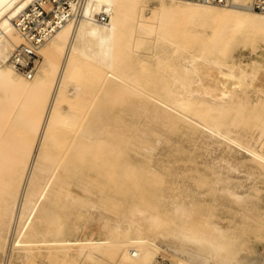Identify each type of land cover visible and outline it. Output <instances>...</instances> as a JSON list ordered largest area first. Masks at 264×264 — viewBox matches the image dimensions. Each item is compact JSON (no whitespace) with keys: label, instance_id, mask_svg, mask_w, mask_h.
Returning a JSON list of instances; mask_svg holds the SVG:
<instances>
[{"label":"bare ground","instance_id":"6f19581e","mask_svg":"<svg viewBox=\"0 0 264 264\" xmlns=\"http://www.w3.org/2000/svg\"><path fill=\"white\" fill-rule=\"evenodd\" d=\"M250 2L0 0V264H264L241 247L264 179V71L231 53L264 44ZM36 7L62 21L27 78ZM93 210L116 219L81 238Z\"/></svg>","mask_w":264,"mask_h":264},{"label":"rangeland","instance_id":"374dc122","mask_svg":"<svg viewBox=\"0 0 264 264\" xmlns=\"http://www.w3.org/2000/svg\"><path fill=\"white\" fill-rule=\"evenodd\" d=\"M149 9H150V7H146L144 9L145 10V13L148 14L149 13ZM212 25L213 24H204V25L194 24L192 26V28L195 31H201V32L202 31L203 32L206 31V32H210ZM239 43H237V44L235 43L234 46L232 47L233 49H231V53L233 55V60H235L236 63H240L241 65H245V66L247 65V63L249 64L251 61H254L255 60V61H257L260 64V66L262 67V72H263L264 71L263 70L264 69V44H263V42L262 41H260V42L259 41H256V42H253V44H251V46L249 44H243L242 45V44H239ZM251 47H254V49L251 48ZM262 74L263 73H261V78H260V80L262 79V81L259 80L260 83H258V87H252V89L249 90V94L252 95V98H256V94H255V93H257L256 89L257 90H259L260 88H263L264 89V75H262ZM253 89L255 90V93H253ZM254 94H255V97H253ZM259 95H262V94H259ZM177 138L178 139H182L180 141H183L186 138V136L185 135H178ZM189 148H193V147L188 146L187 149H189ZM195 151H197V150H195ZM188 175H189L188 177H190V178L193 179V177H195L197 174H195V172H191V173H188ZM248 184L250 185V183H248ZM254 184H255V186H259L258 188L260 190L259 191V195H258L260 197V198L258 197L259 198V201H260V203H258V209L259 210H260V208H262V209H261V211L258 210L259 211L258 212V215L259 216L262 215L261 216V219H258L259 221L258 220L257 221H254L253 218H252V219H250L251 222H250V220L245 219L246 221L248 220V223H247V222H244L245 220H243L242 217H240V216H236V217H239L240 219H242L243 222H244V225L245 224H248L244 228H243L244 225L243 224H242L243 226L241 225V227L243 228V229L241 228L242 229V232L243 231L245 232V233L243 232L244 233V236H242L243 238H241V240L243 242V245L241 247L243 249L245 248L244 251L246 250V253L247 254L250 251L251 252L253 251L254 253L257 252V253L262 254V253H264V251H263L264 250V233H262V231H260L259 229L260 228L263 229L262 225L264 224V218H262L264 216V214H263L264 213V187H263L264 186V179H263V181H261V179H259V181L254 182ZM205 188H203V189L205 190ZM203 189H201V190H203ZM255 209H257V208H255ZM255 209L253 210V213H255L257 211ZM261 212H262V214H261ZM98 213H100L101 215L103 214L104 216L103 215L101 216ZM255 214H253V215H255ZM86 215H87L86 216V220H84V222L86 221V223H85V230H84L83 236L81 235V238H90V237H93V238H96V239L104 238L105 235L99 234L100 233V229H99L100 223L101 222H105V221L106 222L107 221L110 222L111 221L110 219H113V220H114V218L116 219V217L114 215L113 216L112 215H109L110 216L109 217L107 213L102 212V211H99V210H95V211L93 210L91 212L88 211V213H86ZM236 217H235V219H236ZM103 218H106V219H103ZM107 219H109V220H107ZM240 219H238V220H240ZM233 220L231 221V224L232 225H237L239 221L236 222V220H234L236 222V224H235V222L233 224L232 223ZM249 222L251 223V225L249 224ZM240 223H242V222H240ZM249 225L251 227H249ZM257 229L261 233L256 232ZM116 233L117 232H114L113 234H116ZM256 233H259V235L261 234L260 237ZM253 234H255V236H253ZM248 235H250V236H248ZM256 236H258V237H256ZM161 238H162L161 236L156 237L157 240H159ZM249 247H250V251H248ZM260 251H262V252H260ZM251 252L249 253L250 256L252 254ZM155 263L156 264H171L170 261L168 259L162 257L161 254L155 255ZM75 264H92V263L90 261L80 260V261L76 262ZM100 264H118V263L116 262V260H104Z\"/></svg>","mask_w":264,"mask_h":264},{"label":"built area","instance_id":"2783aa9c","mask_svg":"<svg viewBox=\"0 0 264 264\" xmlns=\"http://www.w3.org/2000/svg\"><path fill=\"white\" fill-rule=\"evenodd\" d=\"M55 6H61L65 11L69 8L72 0H50ZM201 3H210L219 6H228L232 0H194ZM252 10L264 13V0H251L250 6ZM38 13L32 18L31 21L26 22V25L21 28V33L25 36L27 44L15 50L11 56V61L17 70L24 73L27 78H30L34 69V61L36 59L35 50L47 38L59 28L62 19H57V15L48 13L41 7H36ZM64 18H68L66 15ZM107 15L103 14L99 21L106 22Z\"/></svg>","mask_w":264,"mask_h":264}]
</instances>
